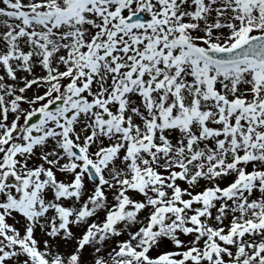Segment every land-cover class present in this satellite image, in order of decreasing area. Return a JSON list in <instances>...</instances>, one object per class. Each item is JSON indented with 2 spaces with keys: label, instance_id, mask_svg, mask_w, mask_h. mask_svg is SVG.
I'll return each instance as SVG.
<instances>
[{
  "label": "snow or ice",
  "instance_id": "6c2138e0",
  "mask_svg": "<svg viewBox=\"0 0 264 264\" xmlns=\"http://www.w3.org/2000/svg\"><path fill=\"white\" fill-rule=\"evenodd\" d=\"M0 264H264V0H0Z\"/></svg>",
  "mask_w": 264,
  "mask_h": 264
}]
</instances>
